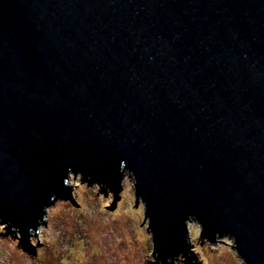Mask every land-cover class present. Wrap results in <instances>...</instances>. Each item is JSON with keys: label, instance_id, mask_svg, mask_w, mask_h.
Instances as JSON below:
<instances>
[{"label": "water", "instance_id": "1", "mask_svg": "<svg viewBox=\"0 0 264 264\" xmlns=\"http://www.w3.org/2000/svg\"><path fill=\"white\" fill-rule=\"evenodd\" d=\"M70 174L129 176L154 264L199 263L190 221L264 264V0H0V224L27 250Z\"/></svg>", "mask_w": 264, "mask_h": 264}, {"label": "rangeland", "instance_id": "2", "mask_svg": "<svg viewBox=\"0 0 264 264\" xmlns=\"http://www.w3.org/2000/svg\"><path fill=\"white\" fill-rule=\"evenodd\" d=\"M68 184L73 204L68 194L53 202L37 240L30 238V250L18 233L0 224V264H154L143 207L140 199L135 202L128 175L113 198L106 186L103 189L79 174H70ZM187 228L198 264H243L229 237L210 244L199 239L195 222L187 223ZM172 264L193 263L180 257Z\"/></svg>", "mask_w": 264, "mask_h": 264}, {"label": "bare ground", "instance_id": "3", "mask_svg": "<svg viewBox=\"0 0 264 264\" xmlns=\"http://www.w3.org/2000/svg\"><path fill=\"white\" fill-rule=\"evenodd\" d=\"M39 228H40V226H39ZM37 233H40V229H38Z\"/></svg>", "mask_w": 264, "mask_h": 264}]
</instances>
